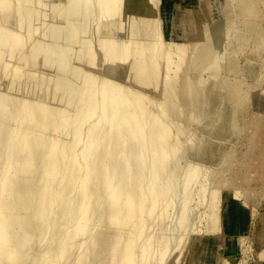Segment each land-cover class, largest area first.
Here are the masks:
<instances>
[{
	"label": "bare ground",
	"instance_id": "bare-ground-1",
	"mask_svg": "<svg viewBox=\"0 0 264 264\" xmlns=\"http://www.w3.org/2000/svg\"><path fill=\"white\" fill-rule=\"evenodd\" d=\"M2 1L4 2V0H0V2H2ZM49 1H47V2H49ZM67 1H68L69 5L67 4L68 9L66 8L65 10H67V12L66 11L65 12L68 15V19H67V15H65L63 20H65V18H66L67 21L69 20L68 21L69 24L72 23V24H70L71 26L69 25L70 26V32L69 33L66 32V34H67V36L69 35L68 40L70 42H73V44H74L75 43V35L77 36V34H79L80 32H83L80 29H82V24H84V23L80 24L79 22H76L74 17H76L78 19L79 17H77V13L80 12L85 17V18L81 17L82 18L81 20L83 21V19L84 20L86 19L88 21V24L87 23H85V24H86V26L89 25L90 20H89L88 12H89L90 8H89V5L87 4V6L84 7V10L80 9V11H78V8L81 7L80 2L78 0H71V1L67 0ZM100 1L101 2H99V5L101 6V9L105 13H109L107 15L105 14V16L108 17V15L111 14L113 16V18L115 15H116V19H117V16L118 17L120 16L119 18H122L123 15L121 16V15H117V14H121V11H122L121 7H122L123 0H100ZM18 2H20L21 5L20 4L17 5L16 4L17 0H16L15 1L16 7L20 6L19 7L20 10H22V8H21V7H23L22 2L24 3V1L19 0ZM45 2H46V0H45ZM95 2H96V0H95ZM215 2H216V4L214 5L213 10H211V18H208V17L204 18L202 13H200L199 16L196 15L195 13L198 11L196 10V12H195V7L193 5L194 4L193 1L192 2L189 1L187 3V5H185L182 8H179L176 11L165 13L166 24L169 27L170 31L175 32L177 34L178 39H180V40L183 39V43H179L178 46L175 45V47H177V48H175L173 46L174 50L176 49L174 53H173L174 50L170 51V48H169L172 46L168 45V47H167V48H169L168 50L170 52H172L171 55H173V54L175 56L177 55V58H176L177 60H176V63H174L175 60L170 59L173 56L171 57L170 53L168 52V54H167V52H166L167 56L165 55L166 57H164V60L166 58L167 63H165V65L163 64L164 68L167 67L166 65L172 66V65H170L171 62L176 64V66H175L174 70L169 71V73L174 71V75L172 77H170L171 75L169 73H166L167 75L165 73H163V74H165V76L163 78L164 81L162 80L164 83L161 81L162 78L161 79L158 78L159 75H162L161 73H159L160 67H162V63L160 65V63L158 62V59L161 62L160 58L162 56H164V54H163L164 50L161 53L162 56L159 55V53L162 50L161 48L163 46L165 47V45H167V44L163 45L161 48H155L156 41L154 42V40H153L154 43L152 42V39H154V38H155V40H157V43L159 42L157 39L158 36L156 37L154 34L158 25L156 26V23L153 21V18L155 16L156 12L152 9V7L148 6L149 1H147V0H128L130 14L126 18H128L129 24H131V26H130L131 29H130V35L128 36V42L126 41L127 43L124 42V43L120 44L119 42H117V43H119V45H117V44H115L116 41H112V40L111 41H109V40L105 41L104 40V42H102V40L99 39V36L97 37V35H99L98 33H100V32H97V29L94 28L96 31V33H94V34L95 35L97 34L96 35L97 42H99V44H100L99 45L98 43H96V45L97 44L98 45L97 46L95 45L96 46L95 48L98 47L97 50L99 52V48L101 46L102 50L100 49V51H103L102 53H99V55L100 54L101 55L100 56L98 55L97 59H99V61H100V58H102L104 60L106 58H108V60L113 58L109 62L115 63V65H116V61H118V63H117L118 66H114L112 64L111 66L109 65L108 67H105L106 69H103L106 75H111V76L114 75L120 79H124V78L130 79L133 82V84H135V86H138L139 88L140 87H146L149 89V86L153 87L152 85L155 84L154 89H156V91H155L156 93H157V89H160L159 87L163 88L162 86H159L157 88L156 84L158 83V80H160V83L161 82L163 83L161 85L164 86V89H163L164 92L162 94L164 99L162 98L161 94L159 93L161 98L163 99V102H161L159 100L160 99V97L158 96L159 94L157 93L158 94L157 95L152 90V94L154 93L153 96H158V98H159V99L157 98V100H159L158 101L159 105L157 106V102H156L155 108L160 107L159 102H161V105L163 104L162 107H160V109L162 108L161 109L162 111L158 110V108L155 109V110H158L157 113H158L159 117L155 116L156 113L152 112L154 110V107H153V110L151 111V110L146 109L145 106L141 104V100L143 99V97L145 98L146 95L141 97V93L137 92L138 89L136 91L137 94L133 90L132 91L134 93L130 92L131 90L128 91L130 89V88L128 89V86H127L128 84L126 85L127 90L121 89L122 87L120 88L119 85L115 84L116 83L115 81H112V83L108 84V82H110V81H108L104 77H101V78H104L106 80V84L101 83L102 80L99 81L101 84L100 86L98 85L97 81L95 82L94 77L96 78L95 75H97L96 70L98 71V69H97L98 65L96 63H95L96 65H95L94 61L97 62L98 60L97 59H96L97 61L95 60V58H96L95 55H97L96 54L97 52L92 50V46L94 47V45H92V46L90 45L92 42L91 37L89 39L90 44H87V40H88L87 38H86L87 40L85 39L86 43H85V41L84 42L81 41L82 45H84V46H82L83 50L80 47L81 44H80V46L75 44V47L79 46L81 49V55L82 56L80 59H82L83 55H85V57H87L86 54H88L87 59H84V57H83V59H84V60H82L83 62L79 59V64H76V65H81V66H75V63H77L78 61L74 62V66H72L73 57L75 56V54L73 53L74 56L72 57V55H71V58H72L71 61L72 62L70 63V65H71L70 67H68L69 62L67 65V60H68L67 58H68V56L70 57V54H71V53H69L70 50L73 51L74 49H76V48L71 49L73 44L67 43V45L69 44L68 47L71 46L69 49L67 46L65 47V50H63L64 46L62 47V49H60L61 45H59V47H55V49H53V50L49 49V51H47V46L49 47V45H48L49 42L51 43V41L54 40L53 37L54 36L56 37L57 34L55 35V33H51V32H50V34L48 33L49 38L47 37V46H46V43H44V45H43L42 42L36 43V45H34L35 42H34V38H33V40H32L34 42L32 44L33 47L31 46L30 48H32V49H30L28 51L32 52L33 49H34V51H33L31 56H30V53L27 52V53H29V56H30L29 61H31V57L33 60H34V58L36 60V55H38L37 59L38 58L40 59L41 55L43 57V53L42 54L40 53L41 54L40 55L37 52V51L40 52V50H41V51L45 52L46 55L43 58H44V60L47 61V63L49 65L51 64V66L53 67L54 65H52V63H58L57 66H59L61 69H66V71H67V68H68L70 74H65L67 76V79L69 78L68 75H71L72 78H74V79L77 78L76 81L78 80L79 83H80V79H78V78H83V83H81L82 85L79 86L78 83L75 82V84L76 83L77 84H76V86H75V84L73 86L71 80L68 79V81H67L64 78L62 79V77L65 76L64 72L62 74V71L60 72V74H62L63 76L61 78H59L56 82H54V88H56L58 91L57 92L54 89L55 94L57 92L56 96L58 95L59 90H60V91H62V93H60V94H62V97L60 96L59 98H61V101L63 103H65L66 105L68 104L70 109L71 108L74 109L73 104H76L75 107L77 106L78 110L76 112V108H75L74 111H75L76 115L74 117H72V115L70 116V114L72 113V109H71V113L68 114L67 110L64 107H62L63 104L60 103V99H59V101L57 100L58 96L56 97L55 95H54L55 97L53 96L54 98H57L55 102L56 103L58 102V104H62L61 107L63 109V112L65 109L66 113L68 115L60 112V110H61L60 106H59L60 107L59 111L58 110L56 111L54 109H49V108H48L49 110H47L46 104H47V102L49 103L50 100L47 101L48 99H46V98H45V100L47 102L45 105L43 104L45 108L39 107L42 104V103L39 104V102L38 103L36 102V104H39V106L38 105H31V104L30 105H27V104L26 105H24V104L20 105L18 102L21 103V101L25 100L24 99V100H20L17 102L18 104H16V106H15L16 108L14 109V111L11 112V110H9V113L6 111L5 114L3 113V115H1V118H0L1 121L4 120L2 122H5V120L7 121V119H11V117H12L14 119V122L16 121V124H17V122L21 121V123H23L24 126L22 125L21 129L23 131L21 132V130H20L21 133L19 135L15 134V133L13 134L12 132L10 134L8 132L9 125L11 122L9 120H8L9 125L7 126L8 129L4 123H1L2 125L0 126V131L2 129L6 132V137H5L4 131L0 132V134H1L0 137H2V133L4 134L3 137L1 138L3 141L1 139L0 140H1V142H3V144H2L3 145V154L5 155L4 159H6V161L2 160V162L5 163V166H3L2 171L0 169V172H1V175H0V193H1V198H0V264H23L25 262L27 263V260L25 261V258H24L25 255L24 256L21 255V252H20V249L22 247H19V245L22 242L19 244L18 241H15L13 239L14 235L17 233H21L23 241H29V239H31V242H32V237L34 239L38 238V240L43 239L45 237V242H46V237L48 235V232H47L48 229L47 228H49V226L51 227L52 222H53L51 219L50 220L48 219V214L50 213L49 210L53 206V204H54V206H55V204H58L57 207L60 206V209L61 208L63 209V211L61 209V211H62L61 212L59 207H58V209H59L58 213H61L60 216H62L61 219H63V222H62V220H60L59 222H62V224L64 223L65 225L71 226V230L68 231L69 234H68V232L65 233L64 235H63V233L60 234L61 229L58 228L60 226V224H58L59 226L57 225L58 227L56 226L57 228L55 227L56 232L54 231L55 228H53L54 230L51 229L52 233H50V234H52V235H51V237H48V239H49V241H51V243L57 244L58 247L56 246V248L53 247V245H52V246H50V248L48 247L49 248L48 249L46 247V244L48 243V239H47V243L44 245V249H43L42 246L44 244V241L42 243V246L40 247L39 242L36 240V242H38L37 243V248L39 247L38 250L43 249V253L41 252V250H39V252H41L42 254L38 253L37 258L34 256V259L36 258V264H56L57 262L55 260V262H56L55 263L54 259L57 258V255L58 256L59 255L63 256V254L66 255L67 249L69 248V245H70L68 243L69 242L71 243L73 241V245H74V241L76 239L75 236L76 235L78 236L81 234L83 235L84 233H86L87 232L86 227L91 220H92V224H94V221L100 222L101 224L106 223L107 225H109L107 227L110 228V226H111V228H112L113 226H116V228L118 230H119V226L125 227V226L129 225V227H131L132 225L135 226V224L138 222L141 223V225H142L141 228H143L145 221H144V219L141 218V215L143 213L142 212L143 209L147 208V206L145 207V205L147 203H149L151 205V206L148 205V206H150L148 209L149 210L148 212L152 213V214L154 212V208L155 209L158 208L156 203L159 201H160V203L162 201V207L164 206V209H165L166 205H168V203H166V200L172 201V204H173V196L175 199L179 195L180 191H181V193H182V190H183V192H185L184 189L186 187L187 180H190V182H191V179L193 180V175H195L194 173L195 172L197 173L199 171V169H197V167L192 168V165H191L192 169L191 170L189 169V173H187L188 169L185 170V168L188 166L190 168V163H188L187 157L186 158L184 157L186 159V161L184 160V158H183V160H180L183 162V165L185 162L187 163L186 167L184 165V171H186V173H187L186 174L187 179L185 178V176H183L184 179L186 180V182H185V184L184 183L182 184V179H183L182 178L180 186L184 185L185 187L183 186L184 189L182 187V190L180 189L181 187L177 189L178 184L175 185V183H177V182H175L173 178L175 175L176 176L178 175L176 173L177 171H179V174L182 171L180 172V168L178 167L180 164V161H179V164H178V161L177 162L173 161L175 159V156L173 154H175V151L177 152V150H178L177 153H179L180 150H181V152L182 151L191 152L192 150L188 151L189 148L187 149V151H186V148H185V150L181 149V148L183 146L185 147V142L186 143H187V141L189 142L190 138L193 137V133L195 134V131L191 129L194 132L191 131V135H189V128L193 127L190 124L191 126L187 129L188 131H186V133L188 132V137L191 136L188 138L189 140H186L187 137L186 138L184 137V139H185L184 144L178 145V142L176 143V141H177V137H179V136L174 135V137L176 136V139L174 141L175 143H173V145L169 144L168 141L169 140L171 141L172 139H168L169 134H170V132L168 130V126L172 125V122L174 123V121H175V125H176L178 123V121H176V120H179V123L181 121L180 124L183 126L180 116L181 117L182 116L187 117L189 119L188 121L192 120L194 117L195 120L193 119L192 122L195 121L194 124L195 123L197 124L200 121L199 123L201 124V117H198L199 121L196 122V120L198 119V118L196 119L197 116L195 117L196 114L197 115L201 114V116H202V112L204 110L205 111L208 110V112L209 111H211V112L215 111L216 112V111H218V110H216V108H221V109H219L220 112L218 111L219 113L217 115L212 112L213 116H217L218 124L216 122H214L215 120H213V121L210 120L211 115H210V117H207V118H209V119H207V121L210 120V122L211 121L214 122L213 126L215 124H217V126L214 129H211L213 127H211V128L209 127V130H207V129H206L207 131L205 130L204 135H207V140L205 139L204 143H202L201 145H198V141H200L202 139L197 141V139L193 137L197 141L196 145H198V146H196V147L190 146V148L192 147V149L193 148L194 149L188 155V157L190 159H192L194 162L196 161L195 162L196 166H198L200 164V166H201L200 168H202L201 163H205V165L209 164V167H206V168H209V170L214 168V166H215L214 170H216V173L217 172L218 173H228L229 172L230 174H232L234 177V181L230 180L232 182L231 183L230 181L227 180L226 183H228V185L229 184L230 185L235 184V178L241 180L243 178V176H244V178L247 176L245 179V183L249 184L250 182H254V184L256 185L254 187L244 188L246 190L248 188L253 189V188L259 187L260 185H264V117L263 118L258 117L259 119H254V117H252L253 119L251 118V120L249 122L246 121L247 119H245L249 115V111L246 108V99H247L248 94H249L248 89L259 88V82L261 80L262 81L264 80L262 78L264 76V61L262 59L263 53H264V9L261 7L262 4L264 5V2H262L261 0H215ZM35 4L33 3V6ZM62 4L65 5V3H62ZM31 5L29 7H31ZM39 5H40V3H39ZM54 5L56 6L57 4H54ZM59 5H60V3H59ZM63 5H62V8H64ZM11 6H12V4H11ZM25 6H27V3ZM34 7H35L34 8L35 12H37L36 7H38V5L36 4ZM50 7H51V5H50ZM52 7L54 8V6H52ZM48 8H49V6H48ZM16 9H18V7ZM55 9H58V7H56ZM55 9H53V10H55ZM59 9L61 10V8H59ZM120 9H121V11H120ZM18 10H16V12ZM29 10H31V9H28V11ZM28 11L27 12H26V10L22 11L21 16L23 17V19L21 16L20 17L18 16L20 20L22 19V21L19 22V20L17 19L18 20L17 23H21V26H20V24L17 26H20V27L23 26L22 22H23L24 18L27 20L28 19L27 16L29 14H31ZM52 11L50 13H52ZM20 12L21 11H19L18 14H20ZM57 12L59 13V10H57L56 13ZM209 12H210V10H209ZM50 13L48 16H50ZM46 14H48V13H46ZM32 15H33V13H32ZM34 15H35V13H34ZM56 15L57 14H55V17H56ZM60 15H61V13H60ZM62 15H64V12L62 13ZM73 15H74V17H72ZM86 15H87V18H86ZM90 15H94V13H92V11H91ZM36 16L38 18L40 17L38 15H36ZM80 16H82V15H80ZM102 16L103 15H101V18H102ZM37 17H35L36 20H37ZM41 18L43 19V16ZM46 18H45V20L48 19V18L47 19ZM50 18H52V16L49 17L47 22L50 20ZM91 18L92 17H90V19ZM98 18H97V23H98ZM103 18L105 19L104 16H103ZM32 19L33 18H31L30 20L32 21ZM58 19H60V18H58ZM26 20H25V22H26ZM60 20L58 21V25H59ZM109 20H111V19H109ZM120 20H119V22H120ZM34 22H35V20H34ZM42 22L47 23L44 21H42ZM121 22L119 24L120 25V28H119L120 37H122L124 34L123 33L121 36V30L123 29V27H121L123 25V23L121 25ZM52 23H56V22H54V19H53ZM60 23H62V22H60ZM157 23H158V21H157ZM25 24L28 27V24H29L28 20H27V23H25ZM36 24H37V21H36ZM66 24H67V22H66ZM32 25L33 24L31 23V27L34 28L35 25H33V26ZM60 25H59V28H60ZM93 25H92V27H93ZM26 26L24 29L27 31ZM47 26H48V23H47ZM98 26L100 27V24ZM98 26H96V27H98ZM48 27H50V26H48ZM56 27L58 28V26H56ZM84 27H85V25L83 26V28ZM61 28H63L62 25H61ZM88 28L89 27H85V29H87V31H85V29H83L84 32H86V33L88 32L87 35H89ZM1 29L2 28H0V30ZM34 29H37V28H34ZM4 30L6 31V29H4ZM18 30H19V28H18ZM21 30H22V28H21ZM67 30H69V27ZM67 30L65 29V31H67ZM79 30H80V32L78 33ZM91 30H92V28L90 29V32H91ZM2 31H3V29H2ZM29 31H31V30H29ZM7 32L8 31H6V34H8V35H6L5 32H4V34L8 37L17 38V36H18L16 33L15 34L17 36L14 33L13 34L15 36H9V33H7ZM84 32L82 34H84ZM111 32H113L112 27H110V29H108V33L110 34ZM125 32H126V30H125ZM157 32H156V35L158 34ZM41 33H45V32L42 31ZM92 33H93V31H92ZM34 34L35 33L33 32L32 35L35 38H37L36 36H39V39H40V36H41L40 34L38 35L37 32H36L37 35L35 34L36 36ZM48 34H45V35L48 36ZM11 35H12V33H11ZM29 35L31 37V33H29ZM50 35H52L51 39H50ZM63 35H65V34H63ZM67 36H65V38H67ZM79 36H78V38H79ZM61 37H62V35H61ZM118 37H119V35H118ZM124 37H127V36H124ZM56 38H58V36ZM65 38H63V41L65 40ZM94 38H92V40ZM59 39L62 40L60 37L58 38V40ZM79 39H81V36ZM98 39L100 41H98ZM45 40L46 39L43 38L44 42H45ZM68 40H67V42H68ZM81 40H83V37ZM77 41H79V40H77ZM93 41H95V39ZM117 41H119V40H117ZM122 41H123V38H122ZM124 41H125V39H124ZM54 43H56V42H54ZM58 44H56V45H58ZM62 44L66 45L64 43H62ZM162 44L163 43H159L158 47L161 46ZM57 48L60 51H58ZM66 48L69 50V52L66 51L67 50ZM173 48H171V49H173ZM80 49L77 50V56H78V53H80ZM156 49H158V51H159L158 54H156L157 53ZM93 51H94V53H93ZM60 53H63L62 57H61ZM89 53H92V55ZM20 54H21V52H20ZM20 54H19V56H20ZM23 54H26V53H23ZM17 55H18V53H17ZM128 56L131 57L130 58L131 61L129 60V58H126ZM157 56L160 58H158ZM79 57H80V55H79ZM17 58H18V56H17ZM25 58H26V56H25ZM27 58H26V61H28ZM75 58H76V56H75ZM116 58H119L120 62H122V60L124 62L126 59H128L130 61V64L126 70L121 69L119 67V60L118 59L114 61V59H116ZM168 59L170 60V63H169ZM35 60H34V63L36 66L37 62H35ZM40 60H42V58ZM77 60H78V57H77ZM128 60H126V62H128ZM164 60H162V61H164ZM18 61L19 62H17V63H19V65L21 66V62H20L21 59ZM26 61L24 64L25 67H26V63H27ZM23 62H24V60H23ZM30 64H32V63L30 62ZM45 64H46V62L44 63V66H46ZM82 65H85L86 67H84ZM94 65L96 67V70H94L95 74L92 73L93 74L92 75L89 73V70L91 68L93 69ZM22 66H23V64H22ZM81 67H84V69H86L88 67L87 69H89V68L90 69L87 71L88 73L86 71H85L86 72L85 73V72H83L84 70ZM102 67L103 66H101V68ZM0 68H1V66H0ZM41 68L43 69V67H41ZM47 68L49 69V66ZM169 68H167V69L169 70ZM51 69H53V68H51ZM162 69H163V67H162ZM167 69H166V71H167ZM26 70L28 72V69H26ZM26 70H24V71H26ZM32 70H31V72H32ZM101 70L99 68V71H101ZM35 71H37V70H35ZM94 71L90 70V72H94ZM163 71H164V69H163ZM53 72H55V71L53 70ZM100 73H98V75ZM0 74H1V72H0ZM19 74H20V72H19ZM25 74L27 75L26 72H25ZM39 74H40V72H39ZM42 74H43V72H42ZM58 74L55 73L54 74L55 76L54 75L53 76L56 77V76H58ZM31 75L32 74H30V76ZM43 75H42V77H43ZM48 75H50V73ZM168 75H170V76L168 77ZM33 76H35V74ZM53 76L50 75V77H53ZM100 76H103L102 73ZM19 77H21V75L18 77L16 75V78H19ZM29 78H28V80H29ZM34 78L35 77H33L32 80H34ZM47 78H49V76ZM22 79H23V75H22ZM36 79H35L33 85L37 87L38 85L35 82L38 81V79L37 80ZM41 80L43 81L44 79H41ZM96 80H98V77ZM45 81H46V79H45ZM49 81H51L50 78H49V80H47V83ZM53 81H54V79H53ZM17 82H21V79H18ZM29 82H30V80L28 81V83ZM31 82H30V84H31ZM125 82L129 83L130 81L126 80ZM25 83H26V81H25ZM38 83H39L40 88L45 86V85L41 86V84L43 82L40 84V82L38 81ZM261 83L264 84V82H261ZM14 84H15V81H14ZM51 84H52V81L49 82V84H48L50 89H51V86L53 87V85H51ZM121 84H122V86L125 85V84L123 85V83H121ZM158 85H160V84H158ZM17 86H15V87L17 88ZM24 86H23V90H24ZM31 86H29V91H31ZM126 86H124V87H126ZM11 87H12V85H11ZM11 87H10V90L13 89V87H12V89H11ZM26 87L27 86H25V89H26ZM21 88H19V89H21ZM49 88H48V91H49ZM146 88H145V90H146ZM148 89H147V91H148L147 96L149 95L151 88H150V90H148ZM33 90H35V89L33 88L32 91ZM36 90L37 91H35V92H39L41 89L39 91H38V89H36ZM42 90H43V88H42ZM13 91L17 92V90H13ZM24 92H25V90H24ZM165 92H167L168 94ZM45 93L47 94V92H45ZM50 93L52 95L53 90ZM143 93H145V91ZM42 94H43V92H42ZM138 94H140V95H138ZM165 94L168 96L166 97ZM29 97H31V95ZM29 97H28V99H29ZM165 97H166V99H165ZM155 98H152L153 101ZM263 98L264 97H262V99ZM28 99L26 97V100H28ZM32 99H30L29 102H31ZM6 100H9V98ZM11 100H12V98H11ZM43 100L41 99V101H43ZM164 100H166V101H164ZM33 101H32V104H33ZM0 102H2V100ZM51 102H53V99ZM9 103L11 105L10 101H9ZM24 103H25V101H24ZM56 103H54V104L56 105ZM2 104H3V102H2ZM4 104H3V106H4ZM50 104L51 105H49V104H47V105H49L51 107L53 104L52 103H50ZM65 104H64V106H65ZM257 104H258V107L260 109H264V100L263 101L260 100L259 102H257ZM10 105H9V107H10ZM14 105L15 104H13V106ZM70 105H72V106H70ZM122 106H124L126 108L124 109V108H122ZM56 107L58 108V106H55L54 108H56ZM206 107H208V108L206 109ZM5 108L3 107L4 110H5ZM3 109L1 107L0 112H2ZM122 109H123V111H121ZM12 110H13V108H12ZM96 110H99L101 112L102 116L107 117L108 119H106V120L109 121L111 124L108 128V126H107L108 123H107L106 129L107 130L109 129V130L106 131L105 133H104L105 127L103 129H100V124L98 121L96 123L94 122V125L91 124L90 129L87 130L86 137H87V135L89 136L88 143H86L85 145L84 144L82 145L84 148L82 150V156L81 157L83 158L84 163L83 164H82V162L80 163L81 167H82V165H84L85 167L83 166V168L87 169V172L85 173V175L83 177H81V174H79V172H81V171H79V169H80L79 162H77L75 159L76 154H78L76 152L75 155H73V153H72L71 157L69 159H67V161L65 160L66 161V172H65V176L63 175V177L65 179L63 180V183L60 182L61 185L58 186V188L61 186L59 188V191L56 188L57 191L54 192L55 188L53 191V189L51 190V188H53V187H50L47 184H43V186H41V184H40L38 186V183H36L37 182V180H36L37 176H39V174H41L40 177L41 178L43 177V179H42V182H43L44 179H46V176L49 174V166H51V164H52V163L48 164L45 162V164L43 163V165H42V162H44L47 159L49 160V158H51V156H53L55 153L66 154V152H65L64 148H62L63 147L62 144H60V145L57 144L58 142H57V140L55 142V139H52V140H54V142H50L48 144V142H49L48 140H51V139L48 138V140H47L46 139L47 137L45 136L46 137L45 139L47 140V144H46V142L40 138L41 135L39 134L40 135L39 136L36 133V131L41 129V134H42V130H43V134H44V130H45V133H48L46 130H50L49 132H51V130H57V131L61 130V133H59V135H63L62 130H64V128L67 125H73L74 126V132L73 133L75 134V137H74V141L72 140V142H73L72 144L77 145L79 142H81V139L79 141L80 135L78 136V131H79L80 126L85 121H87L88 119L90 120L91 116L94 115V112H96ZM99 111H97L98 114L100 113ZM148 111H151L153 113V115L149 114ZM10 112L12 114H10ZM161 112H162V114L160 115ZM262 112H264V111H262ZM204 114H203V118L205 117ZM207 114H206V116H207ZM191 115H193V117H191L192 119L189 118V116H191ZM3 116H4V119H3ZM100 116L101 115L99 114V117ZM160 116L164 117L163 118L164 122L162 121V117H160ZM160 118H161V121L163 123H160L161 122ZM187 118H185V119H187ZM203 118H202V122H205L206 119L204 120ZM102 119H103V117H102ZM183 120H184V118H183ZM8 122H6V123H8ZM158 122L161 124V125L158 124V125H160V127H158V125H157L158 128L155 129V127H154V129H153L152 126H155V124H157ZM186 122H187V120H186ZM21 123H20V126H18V127H21ZM169 123H171V124H169ZM179 123H178V126H179ZM183 123H184V128L182 126H180L181 131L183 129L185 131V129H186L185 126L189 125V124H186L185 122H183ZM189 123H191V122H189ZM199 123H198V125H199ZM205 123H207V122H205ZM210 124L208 123L205 126H207V125L211 126L212 124L211 125ZM178 126H176V127L178 128ZM205 126H203V127H205ZM5 127H6V129H5ZM146 127L149 129L148 131L146 130L147 129ZM194 127H196V126H194ZM100 130H104L103 133ZM9 131H10V129H9ZM65 131L66 130H64V133H66ZM178 131H179V128H178L177 132ZM181 131H180V134H181ZM52 132L54 133L55 131H52ZM16 133H18V132H16ZM67 133L71 135L72 131H71V133H69L67 131ZM196 133H197V130H196ZM68 134H66V135H68ZM200 134H198V135H200ZM57 135H58V132H57ZM66 135H65V137H66ZM70 135H68V136L70 137ZM204 135H202V137H199V136L198 137L204 138L203 137ZM194 136L196 137V134ZM208 136L210 139H208ZM59 137H61V136H59ZM67 137H66V139H67ZM174 137H172V138L174 139ZM180 139L181 138H179V142H181ZM212 139L213 140L217 139V140H220L221 142H220V144H218V143L212 141ZM69 140H70V138L68 139V141ZM143 140L148 141V144L151 147V150H153V148H154L153 155H151V157L153 156V158H152V160H151V158L149 159V160H151L149 163L150 164H151V162L153 163V164H151L152 170H153V172H155V176L157 178H158V175L164 174L165 170L168 169L169 165L166 167L165 164L170 163V161L172 160L171 156L172 157L174 156V158L171 162H173V164L175 162V164H174L175 166L173 167L172 163H171V166L177 170V171L173 170V168L168 169L167 178L166 179L163 177L161 178V180L163 179V182H164V179L166 180V182H164L162 184H159V183L157 184L158 181H156V177L154 178V180L149 181V184H150V182L151 183L153 182L151 184V188H149L150 185H148V190H150L149 195H145L147 193L146 192L144 194V192L146 190L144 191V189H143V191H142V189H141V186H143V188L145 185L147 186L148 180H147V182L145 181V183L142 185V182H144V181H143V178L141 177L142 173L140 174V171H139V169H141L142 165L145 164L144 163L145 157L143 158V156H144L143 149L141 147H139L140 146L139 143H141ZM85 141H87V140H85ZM60 142L61 141H59V143ZM202 142H203V140H202ZM70 143H71V141H70ZM82 143H83V141H82ZM82 143H80V144H82ZM146 143H147L146 141H145V143L143 142V144H144L143 146H146L145 145ZM181 143H183V142H181ZM65 144H67V143L64 142V147L66 148ZM193 145H194V143H193ZM240 145L242 147L244 145L245 146L248 145L251 147L252 146L253 147L258 146L261 149H259L258 154H256V155L254 154V157H251V161H248V163H246V164L240 165V168H239V166L236 167L237 163H234L232 161V159H234L233 148H234V151H236L237 147ZM179 146H182V147L179 149ZM75 147L77 148V146H75ZM177 147H178V149H177ZM242 147H239L238 150L241 149ZM100 148H102L101 150L103 152L96 155L97 150L98 149L100 150ZM71 149H73V147ZM1 150H2V147H1ZM68 152H69V150L67 151V154H68ZM67 154H66V156L68 157ZM2 156H1V159H3ZM109 158H111V160ZM169 158L171 160H169ZM105 159H108V161ZM190 159H188V160H190ZM167 160H168V163H166ZM176 160H177V158H176ZM194 162H192L191 164H193ZM176 163H177V165H176ZM0 164H1V162H0ZM183 165L182 166L180 165L181 169H183ZM149 169H150L149 170V174H150V171L152 173L151 166L149 167ZM240 169H242V170L244 169L241 173V178L239 177ZM171 170H173L174 172H172ZM184 171L182 174H184ZM203 171H204V169H203ZM199 172H200V174L205 173V172H202L201 170ZM25 174H28L29 176L26 175L27 177L26 176L23 177V175H25ZM236 174H237V177H236ZM165 175H166V173L164 174V176ZM208 175H209V173H208ZM143 176L145 177V174ZM178 176L180 177L181 174ZM21 177H23V179H21ZM40 177L38 178V182H40L39 180H41ZM151 177H153L152 174H151ZM151 177H149V178L151 179ZM184 179H183V182H184ZM161 180H159V181L161 182ZM175 180H176V178H175ZM46 181H47V179H46ZM46 181H45V183L48 182V181L47 182ZM190 182H188L187 184L189 185ZM193 183H194V180H193ZM102 186L105 187L104 191H103L104 188L102 189ZM175 186H177V187H175ZM96 187H98V188L96 189ZM75 188L79 189V194L81 195V198H82V200H80V202H83L84 205H83V203H80V206L77 207V204H76V207L73 208L74 206H72V203H70V198L68 200L67 197L64 195V198H66V199H62V197H61L62 193L61 192H63V194H64V191H65V193L68 191L67 194H69V192L70 191L72 192ZM99 188H101V189H99ZM190 188H191V186H190ZM179 189H180V191H179ZM98 190H101V191H98ZM175 190H178V192H177L178 195L175 193L176 196L174 195ZM192 190H193L192 188H191V191H189V189L186 188L187 193L184 194V198H183V202H182L184 204V201H185L186 208H187V206L189 208V205H191V203H192L193 195L190 196V193L188 194V192H193ZM201 190H202V188H200V191ZM59 192L61 193V196H59V194H55V193H59ZM71 192L68 195V197H72ZM243 192H245V191H243ZM209 193H208V195H209ZM218 193H220V192H218ZM170 194H171L172 199L171 198L169 199ZM210 194H212L211 199H210V200H212L211 207L212 206L214 207L218 203V201H217L218 195H217V192L210 193ZM56 195H58V196H56ZM150 195H152V196L150 197ZM146 196H149V197L146 198ZM180 196H181V194H180ZM74 197H73V199H74ZM77 197H78V195H77ZM189 197L192 200H189V204H188V203H186V201H188ZM8 199H9V201H8ZM163 200L166 203V205L163 203ZM177 200H179V199H177ZM77 201L79 204V197H78ZM179 201H182V199L180 198ZM176 202H174V203H176ZM180 203H177L178 206L180 205ZM69 204H71V207ZM154 204H155V207L153 208ZM210 204H209V207H210ZM96 205L104 207L105 212L102 208L101 211L99 209V211L101 212V213H99L97 208H95V207H97ZM159 206L161 207L160 204H159ZM233 206H234V203L230 202L229 205L227 206V209H225V211H224L225 216L229 217L232 214L231 209ZM172 207H173V209L176 208V207L174 208V206H172ZM180 207H183V205L181 204ZM94 208L97 210L96 211L97 213L95 212V214L94 213L92 214L91 211L93 210V212H94ZM186 208L184 205L183 211H184V209L186 210ZM192 208L190 207V210H193ZM58 209L56 208V210H58ZM161 209L162 208H160L158 210L159 213L161 212L160 211ZM102 210L104 212L103 214H102ZM190 210H188V211L190 212ZM164 211H165V215H166V210H164ZM167 211H168V207H167ZM176 211H177V208H176L175 212ZM183 211H180V209H179V211H178L179 215ZM188 211L186 212V214L188 216L184 215V213H183V215L186 216V218L190 217L192 215V214H190V216H189ZM82 212L83 213L86 212V215L83 218H82V216H83ZM88 212H89L90 217L87 215ZM148 212H147V214H148ZM178 212H176L177 215H178ZM155 213H157V212H155ZM52 214H53V212H52ZM55 214L56 213H54V216H55ZM152 214H151V216H152ZM167 214H169V213H167ZM157 215H159V214H157ZM157 215H155V220H156L155 223H154V217L153 216H152L153 220L151 219V221H150V222L154 223L153 227H154V225L156 226V223H157L156 216ZM174 215H175V213H174ZM149 217L150 216L148 214V221L150 220ZM191 217H190V220L192 219ZM50 218H51V216H50ZM159 218L162 220L165 218V216H164V218H163V216L162 217L159 216ZM171 218H172V221H174L173 220L174 219L173 214H172ZM180 218L181 217H179V219ZM56 219H57V216H56ZM81 219H84L83 222H85V225L80 226V220ZM146 219H147V217H146ZM175 219H176V216H175ZM167 220H169V219H167ZM183 220H182L183 223L182 222L180 223L179 221H178L179 223L175 222V221L174 222H175V224L178 223L179 226H181L180 224L186 225L187 219H185L184 221ZM148 221L146 222V224L148 223ZM216 221L217 220H215V223H216ZM150 222H149V225H150ZM162 222L164 223L167 221L162 220ZM174 222H172L173 224H171V226L175 225ZM184 222H185V224H184ZM167 223H169L168 227H170V222L168 221ZM62 224H61V226H62V230H63L64 224L63 225ZM106 224L104 227L105 229L103 228L104 225L102 226V228L106 232L100 231L101 226H100V229L98 228L100 233L93 235V234H91V232H89L91 235V238H90L91 242H90V245H89V248L87 251L88 253L84 252V254H82V255H80V253H79L80 258H79V256L78 257L76 256L77 258H79L78 259L79 261H82L81 262L82 264H83V262L86 261L85 259H86L87 255H88V259H89L90 255H92V254H93V260H92L93 262L91 260L89 262H92L94 264H139V263H141V261H140L141 258L139 259V256H138L139 252L138 251L141 250V253L143 255L145 253L147 255V252L149 251L147 249L149 247L152 248V246H154L158 249V251L156 252V253H158V255H156V253H154V256H159V257H157L158 260H160V258L162 257V260H163V254L166 253L165 252L166 247H168L167 242L170 243L169 238L171 237L170 239H174V238H172V236L170 234L174 231H176L174 233L177 234L178 233L177 231H179L177 228L178 225H177V227L175 226L177 228V230H174L175 229V227H174V229L171 233L168 232L169 228L167 227L166 235L168 234V236H166L164 234L165 232H163V231H162V235H160L161 227L163 228L162 230H164V226H166V223H164L165 225L163 224L164 226L161 225V227L159 225L160 223H158L160 230H159V228H157V226L154 227V229L156 228L157 232L159 230L160 237H157L158 239L155 240L153 238V234H152L153 232H152L151 233L152 236L150 235V237H152V239L155 240L154 241L151 239L152 242L154 241V243H150V246L149 245L146 246L147 242L145 241L146 243H144L145 246L143 245L144 246V248H143L142 246H140V244L142 243V241L140 242V238L138 239L140 243L136 241L142 232L141 231L142 229H140L139 227L135 226L134 230L127 227L128 232H126V235L123 234L122 227H121L120 228L121 233H122V235H121V234H119L117 229L115 230V228H113L112 230L106 229ZM146 224H145V226H146ZM90 225H91V222H90ZM149 225L147 224L146 231H147V227ZM192 225H193V223H192ZM96 226H99V224L97 223ZM153 227H150V229L152 228V231H154ZM187 227H189L188 224H187L186 228ZM208 227L211 228L209 225H208ZM181 228H182V226H181ZM181 228H180V230H181ZM143 229H145V228H143ZM150 229L148 227L149 233L145 232L146 236H148V234H150V232H151ZM191 229L192 228L190 227V230ZM89 230H91V227L89 228ZM96 230H97V228L95 229V232H97ZM124 230H126V229H124ZM185 230L187 233L188 228ZM53 231L55 233H53ZM156 231H155V234H156ZM192 231L194 232L195 230L193 229ZM45 232H47V235H45ZM181 232H182V230L179 232V234ZM183 232H185L184 229H183ZM89 233H88V235H89ZM92 233H94V229H93ZM190 233H188V234H190ZM176 234H174V236H176ZM182 234H184V233H182ZM65 235H66V237H65ZM190 235H186V236H190ZM84 236H85V234H84ZM182 236H181V238H182ZM196 236H197V234H196ZM85 237H87V235ZM150 237L147 238L148 241H149ZM72 238L74 240H72ZM167 238H168V241H167ZM188 238L189 237H187L185 239H188ZM85 239H84V241H85ZM87 239H86V242H88ZM144 239H145V236H144ZM175 240L177 241V244L179 246V243L182 240L180 239V242L178 241V235H177V239H175ZM175 240H173V243ZM77 241H78V243L75 241L76 242L75 246L78 244V247L81 249V247L79 246V244H81L79 241V238L77 239ZM183 241L185 242V240H183ZM34 242L35 241H33V243ZM65 242L67 243V245ZM86 242H84V244ZM149 242H148V244H149ZM184 242H182L181 245H183ZM137 243H139V245ZM186 243H187V240H186ZM186 243H184V245ZM82 244H83V242H82ZM82 244H81V246H82ZM48 245H49V243H48ZM64 245H65V250H63ZM86 245L88 246V244H86ZM66 247H68V248L66 249ZM169 247H171V246H169ZM176 247H177V245L175 246V250H174V247L172 245L173 255L175 254L174 251H176ZM181 247H180V249H181ZM184 247H186V246H183L182 249ZM151 248H149V249L151 250ZM45 249H48V250L45 251ZM70 249H71V247L68 249V252H70V255H71ZM74 249H75V247H74ZM152 249H154V248H152ZM86 250H87V247L85 248V251ZM177 250H179V249H177ZM168 251H167V253L171 254V252H168ZM170 251H172V250H170ZM34 252L35 251H33V254H34ZM152 252H154V250ZM178 252H180V250ZM31 253H30L31 258L29 255L30 260L33 258V254H31ZM36 253H37V249H36ZM136 253H137L138 257L136 256ZM39 254H40V256H39ZM74 254H76L75 251H74V253H72V255H74ZM67 255L70 257V255L68 253H67ZM167 255L168 254H166V256ZM135 256L138 258V260L135 259ZM145 256H144V259H145ZM166 256L164 258H167ZM213 257H215V256L213 255ZM26 258H27V255H26ZM169 258H171L170 255H169ZM70 259H71V257H70ZM74 259L76 260V258H72L71 262H74L75 261ZM88 259H87V261H88ZM65 260H67L66 256H65L63 264H66ZM148 260H151V259H149V253H148ZM158 260L156 259V262ZM169 260H167V262H169ZM144 261L147 262V259ZM144 261H142V262H144ZM165 261H166V259H165ZM68 262H69V260L67 261V264H69ZM71 262H70V264H71ZM151 262L155 264L154 260H151ZM30 263H32V262H30ZM150 263H148V264H150ZM161 263L162 262H160V264ZM163 263H164V260H163ZM33 264H35V261L33 262ZM74 264H75V262H74ZM76 264H80V263L78 262ZM157 264H158V262H157Z\"/></svg>",
	"mask_w": 264,
	"mask_h": 264
},
{
	"label": "rangeland",
	"instance_id": "rangeland-1",
	"mask_svg": "<svg viewBox=\"0 0 264 264\" xmlns=\"http://www.w3.org/2000/svg\"><path fill=\"white\" fill-rule=\"evenodd\" d=\"M15 1L16 0H4V2L2 1V2H0V28H2L3 29V31H2V29L0 30V66H1V68H0V72H1V74H0V101L2 100V102H3V104H4V106H3V104H2V102H0V111H1V107H2V109H3V107L5 108V110L3 109V111L2 112H0L1 114H0V118H1V115H3V113L5 114V112L7 111L8 113H9V110H11V112L12 111H14V109L16 108L15 106H16V104H24V105H38L39 106V104H41V106H39V107H43V108H45L44 107V105L46 104V102L47 101H49V103L47 102V104H49V105H51L50 103H52L53 105L50 107L49 105H47L46 104V106H47V110H49V109H54V110H58L59 111V108L62 106V104H63V106L62 107H64L66 110H67V113L69 114V113H71V109H72V113L70 114V116L72 115V117H74L76 114H75V108H76V112H77V110H78V108H77V106L75 107V105L76 104H73V106H74V109L73 108H69V105L67 104H65V103H63L62 101H61V98H59L60 96L62 97V94H60V93H62V91H60L59 90V93H58V97L56 96V94H57V89L56 88H54V82H56L59 78H61L63 75V72H64V75L65 74H70L69 73V70H68V68H67V71H66V69H61L59 66H57V64L58 63H52V65H54L53 67L51 66V64L49 65L48 63H47V61L46 60H44V58L43 57H45V52H43V51H41L40 50V52L39 51H37L38 52V54H42L43 53V57H42V55H41V58H42V60H40L39 58L37 59V57H38V55H36V60H35V58H34V60H35V62H37V64H36V66H35V63H34V60L32 59V57H31V61H29L30 60V56L32 55V53H33V51H34V49L32 50V52L31 51H28V50H30V49H32V48H30L31 46L33 47V43H34V45H36V43H43V45H44V43H46V46H47V37L49 38V34H50V32L51 33H55V35H56V37L58 36V38L60 37L62 40H58V38H56L55 36L53 37V39L54 40H52L51 41V43L49 42V47L47 46V51H49V49H55V47H59V45H61V48L60 49H62V47H63V50H65V47L67 46H69V44L71 43V44H73V42H70L69 40H68V36H67V34H66V32L67 33H69L70 32V24H72V23H68V21H67V19H68V15L66 14V12H67V10H65L66 8H67V4L69 5V3H68V1L67 0H46V2H45V0H23L24 1V3L22 2V6L23 7H21L22 8V10H20V6H17L18 7V9H16L17 7H16V4L17 5H21V3L20 2H18L19 0H17V3L15 4ZM21 1V0H20ZM34 1V2H33ZM38 1V2H37ZM47 1H49V2H47ZM71 1V0H70ZM79 2H80V5H81V7H79L78 8V11H80V9L81 10H84V7H86L87 6V4L89 5V12H88V14H89V25H87L86 26V24L85 23H87L88 24V21L85 19H83V21L81 20L82 18H85L84 16H83V14H81L80 12H78L77 13V17H79L78 19L76 18V17H74V15L72 16V17H74L75 18V21L76 22H79L80 24L81 23H84V24H82V29H80V30H82L83 32H84V30L83 29H85V27H89L88 28V31H89V35H87L88 34V32L86 33V32H84V34H82L83 32H80V30L78 31V33L79 34H77V36L75 35V43L72 45V47H71V49L73 48H76V49H74L73 51L72 50H70V52H69V48L70 47H68V49L66 50L67 52H69V53H71L70 54V57L68 56V60H67V65H68V62H69V65H68V67H70L71 65H70V63L72 62L71 60H72V58H71V55H72V57L74 56L73 55V53L75 54V56H76V58H75V56L73 57V62H72V66H74V62H76V61H78L77 63H75V66H81V65H76V64H79V59L81 58V49L83 48L82 46H84V45H82V43H81V41L82 42H84L85 41V43H86V40H87V44H90V41H89V39H90V37H91V46L92 45H94V47L92 46V50H94L95 52H97L96 54L97 55H95L96 56V58H95V60L97 59V57H98V55H99V53H102L103 51H100V49L102 50V48H101V46H100V48H99V52H98V47L97 48H95L98 44H99V42H97V38H96V35L94 34V33H96V31H95V29L94 28H96L97 29V32H100V33H98L99 35H97V37L99 36V39L100 40H102V42H104V40L105 41H107V40H109V41H116V43L115 44H117V45H119V43L121 44V43H124V42H128V36L130 35V26H131V24H129V21H128V18H126L127 16H129V14H130V9H129V3H128V0H123V3H122V11H121V9H120V11H121V14H117V15H123L122 16V18H119L118 16H117V19H116V15L114 16V18H113V16L111 15H108V17L107 16H105V14L107 15V14H109V13H105L102 9H101V6L99 5V2H101L100 0H96V2H95V0H78ZM147 1H149V5L148 6H150V7H152V9L156 12L155 13V16H154V18H153V21L156 23V26L158 25V27H157V29L155 30V32H154V34H155V36L157 37V39H158V43H157V40H155V38L154 39H152V42H153V40H154V42L156 41V43H155V48H161L163 45H165V44H167V45H165V47L163 48H161L162 50H161V52L159 53V55H161V53H162V51H163V54H164V56H162L161 58L160 57H158V58H160L161 59V62H160V60L158 59V62L160 63V65H161V63H162V67H163V69H164V71H163V69H162V67H160V72L159 73H161L162 75H159V77L158 78H162L161 79V81L163 80V78H164V76H165V74L166 73H169V71H171V70H174L175 69V66H176V64H174V63H176V58H177V55L175 56L174 54L173 55H171V53L172 52H170V51H172V50H174V48H173V46L175 47V45L176 46H178V44L179 43H183V39L182 40H180V39H178V37H177V34L175 33V32H172V31H170V29H169V27L167 26V24H166V17H165V13H168V12H173V11H176V10H178L179 8H182V7H184L185 5H187V3L190 1V2H194V7H195V12H196V10L198 11V12H196L195 14L196 15H200V13H202L203 14V16H204V18H211V10H213V7H214V5L216 4V2H215V0H147ZM262 2H264V0H261ZM57 2V3H56ZM60 3V5H59V3ZM67 2V3H66ZM26 3H27V6H25L26 5ZM33 3L35 4H37L38 5V7H36V11L37 12H35V10H34V6L36 5H34L33 6ZM39 3H40V5H39ZM53 3V4H52ZM62 3H65V5H63ZM11 4H12V6H11ZM15 4V5H14ZM25 4V5H24ZM32 4V5H31ZM54 4H57L56 6L54 5ZM64 6V8H62V5ZM31 5V7H29ZM50 5H51V7H50ZM48 6H49V8H48ZM52 6H54V8L52 7ZM61 6V7H60ZM11 7V8H10ZM25 7V8H24ZM56 7H58V9H55ZM261 7L264 9V5L262 4L261 5ZM14 8V9H13ZM59 8H61V10L59 9ZM18 10L17 12H16V10ZM28 9H31V10H29L28 11ZM38 9V10H37ZM53 9H55V10H53ZM64 9V10H63ZM68 9V8H67ZM25 11L26 10V12L28 11V12H30L31 14H29L28 16H27V20H28V27L26 26V24L25 23H27V20L24 18V20H23V22H22V24H23V26L22 27H20L21 26V23H17L18 22V20H19V22L20 21H22V19H23V17L21 16V14H22V11ZM33 10V11H32ZM53 10V11H52ZM57 10H59V13L57 12L56 13V11ZM203 10V11H202ZM209 10H210V12H209ZM19 11H21L20 12V14H18V12ZM52 11V13H50ZM66 11V12H65ZM91 11H92V13H94V15H90L91 14ZM205 11V12H204ZM55 12V13H54ZM64 12V15H62V13ZM16 13V14H15ZM32 13H33V15H32ZM34 13H35V15H34ZM46 13H48V14H46ZM49 13H50V16H52V18H50V20L47 22V20L49 19V17L50 16H48L49 15ZM54 13V14H53ZM60 13H61V15H60ZM103 13V14H102ZM45 14V15H44ZM55 14H57L56 15V17H55ZM87 14V15H88ZM100 14V15H99ZM36 15H38V16H40L39 18L36 16ZM65 15H67V19L65 18V20H63L64 19V17H65ZM76 15V14H75ZM80 15H82V16H80ZM87 15H86V18H87ZM101 15H103L104 17H105V19L103 18V16H102V18H101ZM21 16L22 17V19L20 20L19 19V17ZM43 16V19L41 18ZM48 18H46V17ZM59 16V17H58ZM61 16V17H60ZM63 16V17H62ZM100 16V17H99ZM35 17H37V20L35 19ZM82 17V18H81ZM90 17H92L91 19H90ZM99 17V18H98ZM110 17V18H109ZM112 17V18H111ZM31 18H33L32 19V21L30 20ZM45 18L47 19V20H45ZM58 18H60V19H58ZM97 18H98V23H97ZM125 18V19H124ZM18 19V20H17ZM41 19V20H40ZM53 19H54V22H56V23H52V21H53ZM57 19V20H56ZM96 19V20H95ZM100 19V20H99ZM109 19H111V20H109ZM121 19V20H120ZM127 19V20H126ZM25 20H26V22H25ZM34 20H35V22H34ZM60 20V22H62V23H60L59 22V25L61 24L62 25V27L64 28H61V25H60V28H59V25H58V21ZM79 20V21H78ZM104 20V21H103ZM119 20H120V22H121V25H122V23H123V25L121 26V27H123V29L121 30V36H122V34H123V36L122 37H120V32H119V28H120V22H119ZM36 21H37V24H36ZM42 21H44V22H47L48 23V26H50V27H48L47 26V23H43ZM103 21V22H102ZM157 21H158V23H157ZM66 22H67V24H66ZM31 23L33 24V25H35L34 26V28H37V29H34L33 27H31ZM51 23V24H50ZM64 23V24H63ZM91 23V24H90ZM97 23V24H96ZM106 23V24H105ZM127 23V24H126ZM20 24V26H17V25H19ZM74 24V23H73ZM94 24V25H93ZM96 24V25H95ZM100 24V27L98 26ZM32 25V26H33ZM54 27H53V26ZM64 25V26H63ZM70 25V26H69ZM85 25V27L83 28V26ZM92 25H93V27H92ZM126 25V26H125ZM25 26H26V28H27V31L24 29L25 28ZM56 26H58V28L56 27ZM81 26V25H80ZM96 26H98V27H96ZM31 27V28H30ZM68 27H69V30H67L68 29ZM110 27H112L113 28V32H111L110 34L108 33V29H110ZM125 27V28H124ZM18 28H19V30H18ZM21 28H22V30H21ZM41 28V29H40ZM92 28V30H91V32H90V29ZM127 28V29H126ZM4 29H6V31H8L7 33H9V36H15L16 34L18 35H16L17 36V38H13V37H8V36H6V35H8V34H6V31L4 30ZM65 29L67 30V31H65ZM10 30V31H9ZM21 30V31H20ZM29 30H31V31H29ZM34 30V31H33ZM42 32H45V33H41L40 31ZM99 30V31H98ZM125 30H126V32H125ZM159 30V31H158ZM12 31V32H11ZM29 31V32H28ZM36 34V32L38 33V35L40 34L41 36H40V39H39V36H36L35 34V36L37 37V38H35L33 35H32V33L33 32ZM85 31H87V29H85ZM92 31H93V33H92ZM95 31V32H94ZM123 31V32H122ZM158 31V32H157ZM4 32H5V34H4ZM156 32L158 33L157 35H156ZM11 33H12V35H11ZM15 35H14V34ZM25 33V34H24ZM28 33V34H27ZM29 33H31V37H30V35H29ZM49 33V34H48ZM119 33V34H118ZM45 34H48V36L47 35H45ZM63 34H65V35H63ZM93 34V35H92ZM127 34V35H126ZM28 35V36H27ZM61 35H62V37H61ZM81 36V39H82V37H83V40H81V39H79L80 38V36ZM93 37H92V36ZM118 35H119V37H118ZM65 36H67V38H65ZM78 36H79V38H78ZM85 36V37H84ZM124 36H127V37H124ZM42 37V38H41ZM77 37V38H76ZM95 37V38H94ZM33 38H34V42L32 41L33 40ZM43 38H45L46 40H45V42L43 41ZM52 38V35H50V39ZM63 38H65V40L63 41ZM87 38V39H86ZM92 38H94L95 39V41H93L92 40ZM122 38H123V41H122ZM86 39V40H85ZM98 39V41H100ZM124 39H125V41H124ZM160 39V40H159ZM40 40V41H39ZM56 40V41H55ZM67 40H68V42H67ZM77 40H79V41H77ZM117 40H119V41H117ZM58 41V42H57ZM122 41V42H121ZM32 42V43H31ZM54 42H56V43H54ZM64 43V44H66V45H63L62 43ZM77 42V43H76ZM89 42V43H88ZM117 42H119V43H117ZM126 42V43H127ZM153 42V43H154ZM59 43V44H58ZM61 43V44H60ZM67 43H69L68 45H67ZM93 43V44H92ZM96 43H98L97 45H96ZM146 43V42H145ZM159 43H163L161 46H159L158 47V45H159ZM56 44H58V45H56ZM75 44L76 45H79L80 46V44H81V49H80V47L79 46H77V47H75ZM171 44V45H170ZM96 45V46H95ZM100 45V44H99ZM131 45V44H130ZM168 45L169 46H172V47H169L170 48V51L168 50L169 48H167L168 47ZM79 47V48H78ZM94 48V49H93ZM171 48H173V49H171ZM175 48H177V47H175ZM58 49V48H57ZM80 49V53H78V56H77V50H79ZM83 50V49H82ZM91 50V51H92ZM157 50V53L156 54H158V49H156ZM166 50V51H165ZM176 50V49H175ZM175 50L173 51V53L175 52ZM19 51V52H18ZM24 51V52H23ZM51 51V50H50ZM58 51H60L59 49H58ZM94 51H93V53H94ZM20 52H21V54H20ZM27 52H29L30 53V56H29V53H27ZM36 52V51H35ZM79 52V51H78ZM166 52H167V54H168V52L170 53V56L173 58H170L171 60H175L174 61V63L173 62H171V64L170 65H172V66H168V65H166L167 67H165L164 68V65H165V63H167L166 62V58H165V60H164V57H166L167 56V54H166ZM17 53H18V55H17ZM23 53H26V54H23ZM19 54H20V56H19ZM61 54V57L63 56V53H60ZM89 54H91L92 55V53H89ZM22 55V56H21ZM28 55V56H27ZM79 55H80V57H79ZM87 55V57H88V54H86ZM101 55V54H100ZM99 55V56H100ZM166 55V56H165ZM17 56H18V58H17ZM24 56V57H23ZM25 56H26V58L28 59V61H26V58H25ZM35 56V55H34ZM20 57V58H19ZM24 59H23V58ZM40 57V56H39ZM77 57H78V60H77ZM83 57H84V59H87V57H85V55H83ZM83 57H82V59H80L81 61L82 60H84L83 59ZM103 57V56H102ZM70 58V59H69ZM105 58V57H104ZM126 58H129V60H130V58L131 57H126ZM175 58V59H174ZM21 59V66H22V64H23V66L21 67L20 65H19V63H17V62H19L18 60H20ZM113 59V58H112ZM112 59H109L108 60V58H106L105 60L104 59H102V58H100V61H99V59H97L96 61L97 62H95L94 61V64L96 63L98 66H97V69H98V71L96 70V67H95V65L93 66V69L91 68H89L91 71L93 70H96V73H97V75H98V73H102V75L103 76H100L101 75V73L97 76V75H95L96 76V78L94 77V79H95V82L97 81L98 82V85L100 86L101 84H100V82L99 81H101V83H103V84H106V80L105 79H107L108 81H110V82H108V84L109 83H112V81H115L116 83L115 84H117V85H119L120 86V88L121 89H125V90H127V86H128V91H130V92H136L137 91V89H138V93H141V97H143V96H145V98L143 97V99L141 100V104L142 105H144L145 106V108L146 109H148V110H153V107H154V110L152 111L153 113H156V115L155 116H158L159 117V115H158V113H157V111L158 110H160V111H162L161 109H160V107H162V105H161V102H163V99H164V97H163V92H164V86L163 85H161V84H163L164 82V80L160 83V80H158V83L156 84L157 85V88L159 87V86H162L163 88H161V87H159L160 89H157V93L159 94H161V96H162V98H161V96H160V94L158 95L155 91H156V89H154V87H155V84L154 85H152L153 87H151V86H149V89L148 88H146V87H138V86H135V84H133V82L130 80V79H126V78H124V79H120V78H117V76H111V75H106L105 74V72H104V70L103 69H106L105 67H108L109 65L111 66L112 64L114 65V66H118V61H116V65H115V63H112V62H109V61H111ZM119 60V58H116V59H114V61L115 60ZM262 59H263V61H264V53H263V57H262ZM23 60H24V62H23ZM40 60V61H39ZM126 60H128V59H126ZM126 60L123 62V60H122V62H120V60H119V67L121 68V69H127V67L129 66V64H130V61L128 60V62H126ZM162 60H164V61H162ZM169 60V59H168ZM25 61L27 62L26 63V67L24 66V64H25ZM33 61V62H32ZM43 61V62H42ZM86 61V60H85ZM23 62V63H22ZM30 62L33 64H30ZM40 62V63H39ZM43 64H42V63ZM46 62V66H44V63ZM83 62V61H82ZM85 63V62H84ZM169 63H170V60H169ZM164 64V65H163ZM174 64V65H173ZM31 65V66H30ZM56 65V66H55ZM159 65V64H158ZM49 66V69L47 68ZM82 66H84V67H86L85 65H82ZM100 66V67H99ZM101 66H103L102 68H101ZM25 67V68H24ZM41 67H43V69L41 68ZM53 68V69H51V68ZM55 67V68H54ZM57 67V68H56ZM84 67H81V68H83V72H87L89 69H84ZM170 67V68H169ZM172 67V68H171ZM24 68V69H23ZM95 68V69H94ZM99 68H100V70L101 71H99ZM167 68H169V70L167 69ZM26 69H28V72H27V70ZM32 70V72H31V70ZM57 69V70H56ZM60 69V70H59ZM166 69H167V71H166ZM24 70H26V71H24ZM30 70V71H29ZM35 70H37V71H35ZM52 70V71H51ZM53 70L55 71V72H53ZM90 70H89V73L90 74H95V71L94 72H90ZM34 71V72H33ZM43 72V74H42V72ZM57 71V72H56ZM62 71V74H60V72ZM103 71V72H102ZM3 72V73H2ZM19 72H20V74H19ZM25 72L27 73V75L25 74ZM39 72H40V74H39ZM85 72V73H86ZM29 73V74H28ZM38 73V74H37ZM50 73V75L51 76H53L55 73H59L58 74V76H56V77H50V75H48ZM88 73V72H87ZM163 73H165V74H163ZM30 74H32L31 76H30ZM35 74V76H33ZM43 75V77H42V75ZM92 74V75H93ZM170 75H168V77L170 76V77H172L173 75H174V71H172V72H170L169 73ZM16 75H17V77L18 76H20L21 75V77H19V78H16ZM22 75H23V79H22ZM37 75V76H36ZM167 75V74H166ZM30 78H29V77ZM49 76V78L51 79V81H52V84L51 85H53V87L51 86V89L49 88V86H48V84H49V82H51V81H49L48 83H47V80H49V78H47ZM60 76V77H59ZM66 76V75H65ZM65 76H63L62 77V79L64 78L65 80H67L68 81V79L69 80H71V82H72V85L74 86V84H75V82H77L78 83V85L80 86V85H82L81 83H83V78H78V79H80V83L78 82V80L76 81V79H74V78H72V76L71 75H68L69 76V78L67 79V76L65 77ZM29 78V80H30V82H31V84H30V82L28 83V78ZM33 77H35L34 78V80H32L33 79ZM58 77V78H57ZM97 77H98V80H96L97 79ZM101 77H104V78H101ZM167 77V78H168ZM38 79V81L40 82V84H41V86L43 85H45L44 87H42L43 88V90H42V88H40L39 87V83H38V81H36L35 83L38 85L37 87L36 86H34L33 84H34V81H35V79ZM101 78V79H100ZM123 78V77H122ZM166 78V77H165ZM263 79H264V76L262 77ZM17 79V80H16ZM18 79H21V82H17L18 81ZM36 79V80H37ZM40 79V80H39ZM41 79H44L43 81L41 80ZM45 79H46V81H45ZM53 79H54V81H53ZM130 81L129 83L128 82H125V81ZM14 81H15V84H14ZM25 81H26V83H25ZM82 81V82H81ZM46 82V83H45ZM105 82V83H104ZM261 82H264V80L262 81H260L259 82V88H257V89H248V91H249V94H248V97H247V99H246V108L248 109V111H249V115L245 118V119H247L246 121H250L251 120V118L252 117H254V119H259V118H263L264 117V112H262V111H264V109H260L259 107H258V104H257V102H259L260 100H264V98L262 99V97H264V84L263 83H261ZM24 83V84H23ZM76 83V84H77ZM114 83V82H113ZM121 83H123V85L124 86H126L127 84V86L126 87H124V86H122V84ZM23 84V85H22ZM30 84V85H29ZM76 84H75V86H76ZM158 84H160V85H158ZM11 85H12V87H13V89H12V87H11ZM18 85V86H17ZM20 85V86H19ZM27 86L26 87V89H25V86ZM32 85V86H31ZM77 85V86H78ZM263 85V86H262ZM15 86H17V88L15 87ZM23 86H24V90H25V92H24V90H23ZM29 86H31V91H29ZM78 86V87H79ZM136 88H135V87ZM10 87H11V89L12 90H10ZM22 87V88H21ZM35 89V90H33L32 91V89L33 88ZM42 90H40L39 88ZM19 88H21V89H19ZM47 88V89H46ZM48 88H49V91H48ZM145 88H146V90H145ZM150 88H151V90H150ZM36 89H38V91L39 92H35V91H37ZM57 91L56 92V94H55V90ZM147 89L148 90H150V93H149V95L147 96V93H148V91H147ZM261 89V90H260ZM13 90H17V92H15V91H13ZM53 90V94L51 95V91ZM133 90V91H132ZM152 90L154 91V93H156L159 97H160V99L158 98V96H153L154 95V93L152 94ZM163 90V91H162ZM145 91V93H143ZM22 92V93H21ZM32 92V93H31ZM34 92V93H33ZM42 92H43V94H42ZM45 92H47V94L45 93ZM133 92V93H134ZM137 92H136V94H137ZM36 93V94H35ZM45 93V94H44ZM50 93V94H49ZM165 93H167V92H165ZM35 96H34V95ZM155 94V95H156ZM168 94V93H167ZM31 95V97H29ZM58 98H54L55 96ZM138 95H140V94H138ZM166 95V94H165ZM43 96V97H42ZM54 96V97H53ZM153 96V97H152ZM168 95H166V97H167ZM26 97H27V99H28V97H29V99L28 100H26ZM156 97V98H155ZM166 97H165V99H166ZM9 98V100H6V99H8ZM11 98H12V100H11ZM33 98V99H32ZM45 98L46 99H48L47 101L45 100ZM152 98H155L154 99V101H153V99ZM157 98L161 101V102H159L160 103V107H157L158 108V110H155V109H157V108H155L156 106H155V103L157 102V106L159 105L158 104V101L159 100H157ZM25 99V100H24ZM30 99H32V101H33V104H32V101L31 102H29V100ZM41 99L44 101H41ZM52 99H53V102H51L52 101ZM56 99L59 101V99H60V103H62V104H58V102L56 103L55 101H56ZM20 100H24L25 101V103H24V101H21V103L20 102H18V101H20ZM258 100V101H257ZM5 101V102H4ZM8 101V102H7ZM9 101L11 102V105H10V103H9ZM14 101V102H13ZM27 101V102H26ZM164 101H166V100H164ZM13 102V103H12ZM18 102V103H17ZM23 102V103H22ZM36 102L38 103L39 102V104H36ZM154 102V103H153ZM54 103H56V105L54 104ZM8 104V105H7ZM13 104H15L14 106H13ZM44 104V105H43ZM64 104H65V106H64ZM255 104V105H254ZM257 104V105H256ZM9 105H10V107H9ZM9 108H8V107ZM55 106H58V108L56 109V108H54ZM60 106V107H59ZM70 106H72V105H70ZM62 107H61V110H60V112H62V113H64V114H66V115H68L67 113H66V110L64 109V112H63V109H62ZM257 107V108H256ZM12 108H13V110H12ZM49 108V109H48ZM122 108H126V107H124V106H122ZM208 107H206V109H207ZM256 108V109H255ZM219 109H221V108H216V110H218L219 112H220V110ZM97 111H99V110H96V112H94V115H92L91 116V118H90V120L88 119L87 121H85L81 126H80V128H79V131H78V136H79V141H80V139H81V142H79L77 145H73L72 143V140L74 141V137H75V134L73 133L74 132V126L73 125H67L65 128H64V130H66L65 132L66 133H64V130H62V134L63 135H59V133H61V130H59V131H57V130H51V132H49L50 130H46L48 133H45V130H44V134H43V130H42V134H41V129H39L38 131H36V133L39 135H41V139L42 140H44L45 142H46V144H47V140H48V138L49 139H51V140H48L49 142H48V144L50 143V142H54V140H52V139H55V142H56V140H57V144H62V148H64V150H65V152H66V154H67V151L69 150V152H68V157L66 156V154H58V153H55L53 156H51V158H49V160L47 159V160H45L44 162H42V165H43V163L45 164V162L46 163H52L51 164V166H49V174L46 176V179H47V181H46V179H44V181L42 182V179H43V177L41 178L40 176H41V174H39V176H37V182L36 183H38V186L41 184V186H43V184H47L48 186H50V187H53V188H51V190L53 189V191H54V188H55V191L54 192H56L57 191V189H58V191H59V188L61 187H59L58 188V186L59 185H61V183H63V180L65 179L64 177H63V175L65 176V172H66V161H67V159H69L70 157H71V155H72V153H73V155H75V153L77 152L78 154H76V156H75V159H76V161L77 162H79V165H80V169H79V171H81V172H79V174H81V177H83L84 175H85V173L87 172V169L86 168H83V166L84 165H82V167H81V162H82V164L84 163V161H83V158L81 157L82 156V150H83V144L85 145L86 143H88V139H89V136L87 135V137H86V134H87V130H89L90 129V127H91V124L92 125H94V122L96 123L97 121L99 122V124H100V129H103L104 127H105V131L104 130H100V131H102V133H103V131H104V133L106 132V131H108L107 129H106V125H107V123H108V128H109V126H110V122L109 121H107L106 119H108L107 117H104V116H102V114H101V112L99 113L102 117H103V119H102V117L100 116L99 117V114L97 113ZM121 111H123V109L121 110ZM151 111H148L149 112V114H151V115H153V113L151 112ZM156 111V112H155ZM218 111H212L214 114H218L219 112ZM10 112V114H12ZM211 111H209L208 112V110H204L203 112H202V116H201V114L200 115H195V117H196V119L198 118V117H201V124L199 123L200 121H199V118L196 120V122H198L199 123V125H198V123L196 124H194V122H192L193 121V119H194V117H193V115H191V116H189V118H191V117H193V119L192 120H190V121H188L189 119L187 118V117H185V116H180V118H181V120H182V124H183V126L180 124L181 123V121H180V123H179V120H176V121H178V123H179V126H178V123L175 125V121H174V123L172 122V125H170V126H168V130H169V132H170V134H169V138L168 139H172L171 141L169 140L168 142H169V144H171V145H173V143H175L174 141H175V139H176V136H179V137H177V141H176V143L178 142V145H180V144H184V137L186 138V140H189L188 138L189 137H191V136H189L188 137V132L186 133V131H188L187 129L192 125L193 127H190L189 128V135H191V131L192 130H194L195 131V134H196V137L194 136L195 134L193 133V137L194 138H196L197 139V141L198 140H200V139H202L203 140V142H202V140H200V141H198V145H201L202 143H204L205 142V139L207 140V135H204L205 134V130L207 129V130H209V127L211 128V127H213V128H211V129H214L216 126H217V124H218V118H217V116H213ZM261 112V113H260ZM205 113V114H204ZM209 115H208V114ZM162 114V112L160 113V115ZM203 114H204V118H203ZM206 114H207V116H206ZM210 115H211V117H210ZM160 117H162V116H160ZM207 117H210V120H215L214 122H216L217 124H215L214 126H213V124H214V122H210V120H208L207 121V119H209V118H207ZM215 117V118H214ZM219 117V116H218ZM250 117V118H249ZM259 117V118H258ZM101 120H99V119ZM164 117H162V121L164 122V119H163ZM179 118V119H180ZM183 118H184V120H183ZM185 118H187V119H185ZM202 118L205 120V122H207V123H205V122H202ZM3 119H4V116H3ZM73 119V118H72ZM105 119V120H104ZM253 119V118H252ZM8 120L9 121H11L10 122V125H9V122H8ZM13 120V121H12ZM186 120H187V122H186ZM195 120V119H194ZM203 120V121H204ZM2 121H4V120H2ZM1 121V119H0V126L2 125L1 123H4L5 124V126L7 127L8 125H9V129H10V131H9V129H8V127H7V129H8V132L11 134V132L14 134H17V135H19L23 130L21 129L22 128V125H23V123H21V121L20 122H17V124H16V121L14 122V119L11 117V119H7V121L5 120V122H2ZM19 121V120H18ZM144 121V120H143ZM160 121H161V118H160ZM160 122V123H163V122ZM6 122H8V123H6ZM145 122V121H144ZM183 122H185L186 124H189V125H187V126H185L186 127V129H185V131H184V129L181 131V128H180V126H182L183 128H184V123ZM189 122H191V123H189ZM20 123H21V127H18V126H20ZM159 122L157 123V124H155V126H152V128L154 129V127H155V129L156 128H158V127H160V124ZM205 123V124H204ZM210 124L211 126H209V125H207V126H205L206 124ZM158 124H160V125H158ZM169 124H171V123H169ZM168 124V125H169ZM191 124V125H190ZM157 125H158V127H157ZM24 126V125H23ZM176 126H178V128H179V131L177 132V130H178V128L176 127ZM194 126H196V127H194ZM203 126H205V127H203ZM6 127H5V129H6ZM102 127V128H101ZM4 128V127H3ZM147 128V127H146ZM177 130H176V129ZM197 130V133H196V130ZM151 129V128H150ZM192 129V130H191ZM20 130H21V132H20ZM72 131V136L70 135V134H68L67 133V131L69 132V133H71V131ZM147 131L149 130L148 128L146 129ZM206 130V131H207ZM1 131L3 132L4 130H2L1 129ZM0 131V132H1ZM52 131H55L54 133L52 132ZM176 131V132H175ZM180 131H181V134H180ZM194 131H192V132H194ZM5 132V131H4ZM16 132H18V133H16ZM57 132H58V135H57ZM185 133V134H184ZM201 133V134H200ZM5 134V137H6V132L4 133ZM3 133H2V137H3V135H4ZM66 134H68V135H70V137L68 136V135H66ZM187 134V135H186ZM198 134H200V135H198ZM1 135V134H0ZM39 135V136H40ZM43 135V136H42ZM56 135V136H55ZM65 135H66V137H67V139H66V137H65ZM174 135H176L175 137H174ZM202 135H204L203 137L204 138H199V137H202ZM13 136V135H12ZM47 138H46V137ZM59 136H61V137H59ZM199 136V137H198ZM2 137H0V139L2 138ZM172 137H174V139L172 138ZM193 137H191L190 138V141L188 142L187 141V143L185 142V147L183 146H179V149L181 148V149H184L185 150V148H186V151H187V149L189 148V150L188 151H190V150H192L193 151V149H192V147H196V146H198V145H196V140L193 138ZM47 140H46V139ZM70 138V140L68 141V139ZM72 138V139H71ZM179 138H181L180 139V141L181 142H183V143H181V142H179ZM183 138V139H182ZM66 139V140H65ZM167 139V140H168ZM194 139V140H193ZM208 139H210L209 138V136H208ZM2 140V139H1ZM1 140H0V150H1V147H2V150L0 151V159H1V156H2V158L3 159H1L0 160V162H1V164H0V169H1V171H2V168H3V166H5V163L4 162H2V160L3 161H6V159H4V157H5V155L3 154V142H1ZM65 140V141H64ZM85 140H87V141H85ZM3 141V140H2ZM59 141H61L60 143H59ZM67 141V142H66ZM70 141H71V143H70ZM82 141H83V143H82ZM145 141L147 142L145 145L146 146H143L144 144H143V142L145 143ZM193 141V142H192ZM212 141H214V142H216V143H218V144H220V140H217V139H212ZM64 142L65 143H67V144H65L66 145V148L64 147ZM80 143H82V144H80ZM193 143H194V145H193ZM139 147H141L142 149H143V153H144V156H143V158H144V160H145V164H143L142 165V167H141V169H139V171H140V174L142 173V178H143V181L144 182H142V185L145 183V181L147 182V180H148V183H147V186L145 185L144 186V188H143V186H141V189H142V191H143V189H144V194L145 195H149V191L150 190H148V185H150V187L149 188H151V184L153 183H151L150 182V184H149V181H152V180H154V178L156 177L155 176V172H153V170H152V165L151 164H153L152 162H151V164L149 163L151 160H152V158H153V156L151 157V155H153V150H154V148H153V150H151V147L149 146V144H148V141L147 140H143L141 143H139ZM239 145V144H238ZM75 146H77V148L75 147ZM188 146V147H187ZM190 146H192L191 148H190ZM61 147V146H60ZM73 147V149H71ZM80 147V148H79ZM150 147V148H149ZM239 147H242L241 145L240 146H238L237 147V150L236 151H234V148H233V156H234V159H232V161L234 162V163H237V165H236V167L237 166H239V168H240V165H242V164H246V163H248V161H251V157H254V154L256 155V154H258L259 153V149H261L260 147H258V146H255V147H251V146H248V145H244L241 149H239L238 150V148ZM70 148V149H69ZM77 149V150H76ZM102 148H100V150H101ZM177 149H178V147H177ZM76 150V151H75ZM81 152H80V151ZM99 149L97 150V153H96V155L97 154H99V153H101V152H103L102 150L100 151ZM191 151V152H192ZM2 152V153H1ZM177 152H178V150H177ZM176 151H175V154H173L174 156H175V159L173 160V158H174V156L172 157L171 156V158H172V160L173 161H175V162H177L178 161V164H179V161L180 160H183V158L185 157H187V161H188V163H190V168H189V166L188 167H186L187 166V163L185 162L184 163V165H185V170H187L188 169V171H187V173H189V169L191 170L193 167H197V169H199V171L201 170L202 172H205L204 174H200V172L198 171L197 173L195 172L194 174L195 175H193V180H194V183H193V180L191 179V182H190V180H187V183L188 182H190V184L188 185L187 183H186V187L184 186V185H182V186H180V183H181V179L183 178L184 179V177L183 176H185V178L187 179V176H186V171H184V165H183V162L182 161H180V164H179V168H180V174H181V176L179 177L178 175H180L179 174V171H177L176 169H174L173 167L175 166L174 164H175V162H174V164H173V162H171L172 160L169 158V160H171L170 161V163H168V160L166 161V163H168V164H165V166L167 167L168 165V169H172L173 168V170H176L177 172V176L175 175L174 176V181L175 182H177V183H175V185H177L178 184V187L177 186H175V187H177V189L178 188H180L181 190H182V187L184 186L185 187V189H184V187H183V189H184V191L185 192H183V190H182V193H181V191H180V189H179V191H180V193H179V195H178V190H175V192H174V195H175V193L178 195L175 199H174V196H173V204H172V201H170V200H166V203H168V205H166V203L164 202V200H163V203L166 205V207H165V209H164V206L162 207V201H161V203H160V201L159 202H157L156 204H157V206H158V208L157 209H155L154 207H155V204H154V206H153V208H154V212H153V214L152 213H149L148 211V209H149V207L151 206L149 203H147L146 205H145V207L147 206V208H144L143 209V213H142V215H141V218L142 219H144V221H145V223H144V227L143 228H145V229H143V228H141V223H136L135 224V226L136 227H139L140 229H142L141 231V234L139 235V237L137 238V242H139V238H140V242L142 241V245L140 244V246H142L143 248H144V243H146L147 242V244H146V246H150V243H154V241L156 240V239H158L157 237H160V235H162V231L163 232H165L164 234L166 235V232H167V227L169 226V223H167L168 221L170 222V227L172 228H170V227H168L169 229H168V232H172L173 231V229H174V227L176 226L177 227V225H178V230L179 231H177L178 233L176 234V233H174V232H176V231H174V232H172L170 235L172 236V238H174V239H170L169 238V241H170V243L169 242H167V246L168 247H166V253H164L163 254V260H164V263H163V260H162V257L160 258V260H158V258L157 257H159V256H154V253H156L157 251H158V249L156 248V247H154V246H152V248H154V249H152L151 247H149V248H151V250L148 248L147 250H149L148 252H147V255H146V253L143 255L142 253H141V250H139L138 252H139V254H138V256H139V259L141 258V263H139V264H148V263H150L151 262V260H154V262H155V264H157V262H158V264H160V262H162L161 264H264V185H260L259 187H257V188H248L247 190L246 189H244V188H246V187H254V186H256L255 184H254V182H250L249 184H247V183H245V179H246V177L244 178V176H243V178L241 179V180H239V179H236L235 178V184H233V185H228V183H226L227 182V180L228 181H230V180H232V181H234V177H233V175L232 174H230L229 172L228 173H216V170H214L215 169V166H214V168H212V169H210L209 170V168H206V167H209V164L206 166L205 165V163H201V165H202V168L204 169V171H203V169L202 168H200L201 166H200V164L198 165V166H196V161L194 162L192 159H190L189 157H188V155L191 153V152H184V151H182L181 152V150L179 151V153H177ZM181 152V153H180ZM2 154V155H1ZM67 157V158H66ZM151 158V160H149ZM176 158H177V160H176ZM184 158V160L186 161V159ZM110 160H111V158H109ZM188 159H190V160H188ZM66 160V161H65ZM105 160H107L108 161V159H105ZM109 160V161H110ZM192 162H194L193 164H191ZM171 163H172V166H171ZM55 164V165H54ZM41 165V166H42ZM54 165V166H53ZM176 165H177V163H176ZM180 165L182 166L183 165V169H181V167H180ZM191 165H192V168H191ZM194 165V166H193ZM205 165V166H204ZM53 166V167H52ZM151 166V170H152V173H151V171H150V174H149V167ZM85 167V166H84ZM177 167V166H176ZM213 167V166H212ZM178 168V169H179ZM168 169H166L165 170V173H166V175L164 176V174H162V175H158V178L156 177V181H158L157 182V184L159 183V184H162V183H164V182H166V178H167V174H168ZM173 170H171L172 172H174ZM234 170V169H233ZM244 170V169H243ZM242 169H240V172H239V177L241 178V173H242V171H243ZM167 171V172H166ZM170 171V170H169ZM183 171H184V174H182L183 173ZM201 172V173H202ZM208 173H209V175H208ZM145 174V177L143 176ZM151 174H152V176L153 177H151ZM160 174V173H159ZM0 175H1V172H0ZM29 176L28 174H25V175H23V177L24 176ZM26 176V177H27ZM161 176V177H160ZM169 176V175H168ZM23 177H21V179H23ZM40 177V179L41 180H39L40 182H38V178ZM149 177H151V179L149 178ZM165 178L164 179V182H163V179L161 180V178ZM236 177H237V174H236ZM160 178V179H159ZM175 178H176V180H175ZM180 178V179H179ZM20 179V178H19ZM150 179V180H149ZM179 179V180H178ZM183 179H182V184L184 183L185 184V182H186V180L184 179V182H183ZM159 180H161V182L159 181ZM45 181L47 182V183H45ZM61 182V183H60ZM231 182V181H230ZM111 183V182H110ZM232 183V182H231ZM37 185V184H36ZM40 186V187H41ZM56 186V187H55ZM190 186H191V188L193 189L192 191L193 192H188V194L190 193V196H192L193 195V197H192V199L189 197V199H188V201H186V203H188L189 204V200H192V203H191V205H189V208H188V206H187V208H186V204H185V201H184V204L182 203L183 202V198H184V194H186L187 192H186V188L187 189H189V191H191V188H190ZM91 187V186H90ZM189 187V188H188ZM57 188V189H56ZM94 188V187H93ZM98 187H96V189H97ZM104 188V189H103ZM200 188H202V190L200 191ZM215 188V189H214ZM95 189V188H94ZM99 189H101V188H99ZM102 189H103V191L105 190V187H103L102 186ZM210 189V190H209ZM214 190V191H213ZM234 190V191H233ZM74 191V192H73ZM72 192H71V196L72 197H68V195L70 194V192H69V194H67L68 193V191L65 193V191H64V194H63V192H61L62 193V196H61V193L59 192V193H55V194H59V196H61L62 197V199H66V198H64V195L67 197V199L69 200V198H70V203H72V206H74L73 208H75L76 207V204H77V207H79L80 206V203H83V202H80V200H82V198H81V195L79 194V189L78 188H75L74 190H73ZM98 191H101V190H98ZM210 193H214V192H217V195H218V199H217V201H218V203L216 204V206H212L211 207V205H212V200H210L211 199V195L212 194H210ZM243 191H245V192H243ZM218 192H220V193H218ZM208 193H209V195H208ZM180 194H181V196H180ZM183 194V195H182ZM76 195V196H75ZM77 195H78V197H79V204H78V197H77ZM173 195V194H172ZM56 196H58V195H56ZM75 196V197H74ZM152 195H150V197H151ZM170 197H169V199L171 198V194L169 195ZM176 196V195H175ZM180 196V197H179ZM73 197H74V199H73ZM77 197V198H76ZM149 196H146V198H148ZM179 197V198H178ZM0 198H1V193H0ZM76 198V199H75ZM180 198L182 199V201H179L180 200ZM61 199V200H62ZM168 199V198H167ZM172 199V198H171ZM177 199H179V200H177ZM74 200V201H73ZM8 201H9V199H8ZM177 201V202H176ZM74 202V203H73ZM174 202H176V203H174ZM181 202V203H180ZM191 202V201H190ZM230 202H233L234 203V206L232 207V209H231V212H232V214L229 216V217H227V216H225V213H224V211H225V209H227V206L229 205V203ZM177 203H180V205L178 206V204ZM211 203V204H210ZM159 204L161 205V207L159 206ZM163 204V205H164ZM177 204V205H176ZM181 204L183 205V207H180L181 206ZM209 204H210V207H209ZM57 205L58 204H55V206H54V204H53V206L50 208V210H49V214H48V219L50 220H52L53 222H52V226L50 227L49 226V228H47L48 229V235H47V232H45V235H47V237H46V242H45V237L43 238V239H39L38 240V238H33L32 237V242H31V239H29V241H23L22 240V235H21V233H17V234H15L14 235V237H13V239L15 240V241H18L19 242V247H22L21 249H20V252H21V255H25L24 256V258H25V261L27 260V263L25 262V263H23V264H33V262L35 261V264H36V258L38 257V253H40V254H42L43 253V249H44V245L47 243V239H48V237H51V235L52 234H50V233H52V230H54L53 228H55L58 224H60V226L58 227V228H60L61 229V231H60V234H62L63 233V235L65 234V233H67L68 231H70L71 230V226H69V225H65L64 223V229L62 230V226H61V224H62V222H63V219H61L62 218V216H60L61 215V213H58L59 212V209H60V206H58L59 207V209H58V207H57ZM70 205V207H71V204H69ZM83 205H84V203H83ZM148 205H150V206H148ZM184 205H185V208H186V210L184 209V211H183V208H184ZM97 206V205H96ZM156 206V207H157ZM172 206H174V208L176 207L177 208V211L176 212H178L179 211V209H180V211H183L180 215H179V212H178V215H177V213L175 212V210H176V208L175 209H173V207ZM99 207V208H98ZM162 208L160 211V213H159V209L160 208ZM167 207H168V211H167ZM190 207L193 209V210H190ZM56 208L58 209V210H56ZM95 208H97V210H98V212L99 213H101L100 211H101V209L103 208V210H104V212H105V209H104V207H101V206H97V207H95ZM94 208V212H93V210L91 211L92 212V214L94 213L95 214V212L97 211L96 209ZM171 208V209H170ZM62 209V208H61ZM61 209H60V211H61ZM77 209V208H76ZM99 209H100V211H99ZM174 211H173V210ZM103 210H102V214L104 213L103 212ZM147 210V211H146ZM164 210H166V215H165V211ZM188 210H190V212L188 211ZM213 210V211H212ZM62 211H63V209H62ZM61 211V212H62ZM189 212L188 214H189V216H190V214H192L190 217L192 218L191 220H190V217H187L186 218V216H188L187 214H186V212ZM52 212H53V214H52ZM90 212V211H89ZM89 212H88V216H89ZM90 212V213H91ZM147 212H148V214H149V221H148V214H147ZM155 212H157V213H155ZM54 213H56L55 214V216H54ZM83 213V212H82ZM97 213V212H96ZM167 213H169V214H167ZM174 213H175V215H174ZM183 213H184V215H186V216H184L183 215ZM51 214V215H50ZM151 214H152V216L154 217V223L156 222V220H155V215H157V214H159V215H157L156 216V219H157V223H156V226H157V228H159V230H160V227H161V225L162 226H164L165 224L164 223H166V226H164V230H162L163 228L161 227V233L159 232V230H158V232L156 231V228L154 229V227H156L155 225H154V227H153V222H150L151 221V219L153 220V217L151 216ZM163 214V215H162ZM172 214H173V220L175 221V222H182V220L184 219H187L186 220V225H182V224H180L181 226H182V228H181V226H179V222L178 223H176L175 224V222L174 221H172ZM51 216V218H50V216ZM86 215V212H84L83 213V216H82V218L84 217ZM91 215V214H90ZM171 215V216H170ZM56 216H57V219H56ZM92 216V215H91ZM159 216L160 217H162L163 216V218H164V216H165V218L164 219H162V220H166L167 222H162V220L159 218ZM168 216V217H167ZM175 216H176V219H175ZM181 217L180 219H179V217ZM184 216V217H183ZM90 217V216H89ZM146 217H147V219H146ZM178 217V218H177ZM214 217V218H213ZM55 218V219H54ZM159 218V219H158ZM171 218V219H170ZM59 219V220H58ZM146 219V220H145ZM167 219H169V220H167ZM58 222H57V221ZM60 220H62V222H59ZM83 220L84 219H81L80 220V226H82V225H85V222H83ZM159 220V221H158ZM183 220V221H184ZM189 220V221H188ZM215 220H217L216 221V223H215ZM56 221V222H55ZM82 221V222H81ZM148 221V225H149V222H150V225L148 226L149 227V229H150V227H153V230L154 231H152V228L150 229L151 230V232H150V234H148V236H146L145 235V232L147 233L148 232V227H147V231H146V226H147V224H146V222ZM164 224H162L161 222ZM191 221V222H190ZM90 222H91V225H90ZM89 223H88V225H87V227H86V230H87V232L86 233H84L85 234V236L87 235V237H85L84 236V234L82 235H76L75 236V241L78 243V241H77V239L79 238V241H80V243L82 244V242H83V244H82V246H81V244H79V246L81 247V249L78 247V244L75 246V244H76V242L74 241V245H73V241L70 243H68V244H70L69 245V248L71 247V249H70V251H71V255H70V252H68V247H66V249H67V253L70 255V257H71V259H70V257L67 255V253H66V255L65 254H63V256L62 255H57V258L56 259H54V262H55V260H56V264H63L64 263V259H65V256H66V259L67 260H65L66 261V264H67V261L69 260V264H70V262L72 261V258H76V260L74 261L75 262V264L76 263H80V264H82L81 262L82 261H79L78 259L80 258V255H82V254H84V252L85 253H88L87 251H88V248H89V245H90V238H91V235H90V233L89 232H91V234H98V233H100V231L101 232H103V231H105L104 229V227H105V224L104 223H100V222H95L94 221V224H92V220L90 221ZM172 222H174V224L175 225H172L171 226V224H173ZM99 224V226H96V224ZM152 223V224H151ZM158 223H160L159 225H160V227H159V225H158ZM183 223V222H182ZM192 223H193V225H192ZM62 224V225H63ZM145 224H146V226H145ZM184 224H185V222H184ZM187 224H188V226L189 227H187L188 228V230H187V233H186V230L185 229H187L186 228V226H187ZM190 224V225H189ZM104 225V226H103ZM208 225L211 227V228H209L208 227ZM67 226V227H66ZM93 226V227H92ZM95 226V227H94ZM100 226H101V230L99 231L98 230V228L100 229ZM102 226H103V228H102ZM107 226H109V225H107L106 224V229H110V230H112L113 228H115V230L117 229L116 228V226H113L112 228H111V226H110V228L109 227H107ZM135 226L134 225H132L131 227H129V225H127V226H125V227H123V226H121L122 227V231H123V234L124 235H126V232H128V228H131V229H133L134 230V228H135ZM56 227V228H57ZM91 227V230H89V228ZM120 226H119V230H120V228H121ZM128 227V228H127ZM175 227V229L174 230H177V228ZM190 227L192 228L191 230H190ZM56 228H55V232H56ZM97 228V232H95V229ZM126 229V230H124V229ZM180 228H181V230H182V232L179 234V232L181 231L180 230ZM17 229V228H16ZM50 229V230H49ZM52 229V230H51ZM59 229V230H60ZM93 229H94V233H92L93 232ZM103 229V230H102ZM171 229V230H170ZM183 229H184V231L185 232H183ZM195 230L194 232L192 231V230ZM18 230V229H17ZM118 229H117V231L119 232V234H121L122 235V233H121V230L119 231ZM145 230V231H144ZM209 230V231H208ZM53 231V233H55ZM125 231V232H124ZM155 231H156V234H155ZM191 233H190V232ZM106 232V231H105ZM153 232V233H152ZM88 233H89V235H88ZM149 233V232H148ZM153 234V238L155 239H152V237H150V235L152 236V234ZM159 233H160V235H159ZM182 233H184V234H182ZM188 233H190V234H188ZM68 234H69V232H68ZM173 234V235H172ZM174 234H176V236H174ZM194 234V235H193ZM196 234H197V236H196ZM92 235V236H93ZM159 235V236H158ZM177 235H178V241L180 242V239L182 240L180 243H179V246H178V244H177V241L175 240V239H177ZM183 235V236H182ZM186 235H190V236H186ZM144 236H145V239H144ZM155 236V237H154ZM166 236H168V234L166 235ZM181 236H182V238H181ZM185 236V237H184ZM192 236V237H191ZM65 237H66V235H65ZM89 237V238H88ZM150 237V239H149V241L147 240V238H149ZM187 237H189L188 239H185V238H187ZM201 237V238H200ZM31 238V237H30ZM88 240V242H86V239ZM84 239H85V241H84ZM154 240L153 242H152V240ZM22 240V241H21ZM36 240L39 242V246L41 247L42 246V243H43V241H44V244H43V246H42V250L41 249H39V250H41V252H39V250H38V248H37V243L38 242H36ZM72 240H74L73 238H72ZM172 240V241H171ZM173 240H175L174 241V243H173ZM183 240H185V242L183 241ZM186 240H187V243H186ZM33 241H35L34 243H33ZM146 241V242H145ZM167 241H168V238H167ZM31 242V243H30ZM84 242H86L85 244H84ZM139 242V243H140ZM148 242H149V244H148ZM182 242H184V243H186L185 245H184V243H183V245H181L182 244ZM48 243H49V245H48ZM48 243L46 244V247L48 248H50V246H52L53 245V247H55L56 248V246H57V244H55V243H51V241H49V239H48ZM66 243V242H65ZM139 243H137L138 245H139ZM176 243V244H175ZM86 244H88V246L86 245ZM35 245V246H34ZM48 245V246H47ZM66 245H67V243H66ZM144 245V246H143ZM153 245V244H152ZM172 245H173V247H174V250H175V246L177 245V247H176V251H174V255H173V249H172ZM183 246H186V247H184L183 249H182V247ZM34 246V247H33ZM73 246V247H72ZM169 246H171V247H169ZM58 247V246H57ZM74 247H75V249H74ZM78 247V248H77ZM85 247H87V250L85 251V248L83 249V248ZM179 247V248H178ZM180 247H181V249H180ZM37 249V253H36V249ZM48 248V249H49ZM146 248V247H145ZM156 248V249H155ZM48 249H45V251L46 250H48ZM80 249V250H79ZM177 249H179L180 250V252H178L179 250H177ZM63 250H65V245H64V248H63ZM154 250V252H152ZM169 250V251H168ZM170 250H172V251H170ZM33 251H35L34 252V254H33ZM44 251V252H45ZM74 251H75V253L76 254H74V255H72V253H74ZM80 251V252H79ZM82 251V252H81ZM151 251V252H150ZM167 251L168 252H171V254H169V253H167ZM32 252V253H31ZM178 252V253H177ZM30 253L31 254H33V258L30 260L29 259V255H30ZM79 253H80V255H79ZM148 253H149V259H151V260H148ZM151 253V254H150ZM153 253V254H152ZM40 254H39V256H40ZM142 254V255H141ZM166 254H168L167 256H166ZM26 255H27V258H26ZM86 255V254H85ZM90 255V254H89ZM146 255V256H145ZM153 255V256H152ZM156 255H158V253H156ZM169 255L171 256V258H169ZM213 255L215 256V257H213ZM34 256L36 257L35 259H34ZM68 256V257H67ZM75 256V257H74ZM79 256V258H77V257ZM136 256H137V253H136ZM135 256V259H137L138 260V256L136 257ZM141 256V257H140ZM144 256H145V259H144ZM167 257V258H164V257ZM92 257V258H91ZM30 258H31V255H30ZM91 258V259H90ZM87 259H88V255H87V257H86V261L85 262H83V264H91L93 261V254L92 255H90V257H89V259H88V261H87ZM147 259V262H145L144 260H146ZM156 259L158 260L157 262H156ZM165 259H166V261H165ZM170 259V260H169ZM34 260V261H33ZM92 261V262H89V261ZM167 260H169V262H167ZM142 261H144V262H142ZM150 261V262H149ZM160 261V262H159ZM185 261V262H184ZM30 262H32V263H30ZM74 262H71V264L73 263L74 264ZM152 263V262H151ZM150 263V264H151ZM92 264H94V263H92ZM152 264H154V263H152Z\"/></svg>",
	"mask_w": 264,
	"mask_h": 264
}]
</instances>
